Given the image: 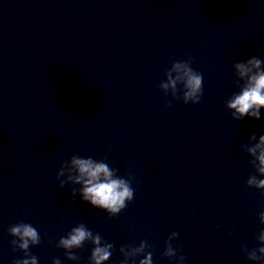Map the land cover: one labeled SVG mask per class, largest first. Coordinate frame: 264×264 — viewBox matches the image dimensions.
I'll return each mask as SVG.
<instances>
[{
    "label": "water",
    "instance_id": "obj_1",
    "mask_svg": "<svg viewBox=\"0 0 264 264\" xmlns=\"http://www.w3.org/2000/svg\"><path fill=\"white\" fill-rule=\"evenodd\" d=\"M252 56L264 61V0H0V264L25 258L8 231L21 221L40 234L38 264H91L90 242L77 260L57 247L80 223L114 245L103 264L141 241L128 264L149 252L176 264L163 256L172 232L184 264H264L242 250L264 246V190L247 186L264 179L247 153L264 108L234 120L226 107L234 64ZM187 60L203 76L198 104L159 87ZM73 155L116 169L133 200L116 216L83 201L75 172L57 179Z\"/></svg>",
    "mask_w": 264,
    "mask_h": 264
},
{
    "label": "clouds",
    "instance_id": "obj_2",
    "mask_svg": "<svg viewBox=\"0 0 264 264\" xmlns=\"http://www.w3.org/2000/svg\"><path fill=\"white\" fill-rule=\"evenodd\" d=\"M191 63V60L173 62L171 68L166 72L168 82L160 83L159 87L165 90L171 87L172 96L182 99L185 104H198L201 102L203 93V76L191 67ZM262 64H264V61L256 56H252L247 61L234 64L237 77L236 83L240 91L238 94L234 93L226 105L228 109L234 110L232 112L234 120H241L246 116L257 120L261 118L260 110L264 108V68H262ZM172 71L182 72V76L178 75L175 79H172ZM240 81H243L242 85ZM178 82L183 86L182 89H178ZM178 91H182V97H177ZM169 106L171 105L169 104ZM256 139L255 133H252L249 137L250 141ZM247 153L253 157L250 163L256 173L264 177V135L259 136L258 143L247 147ZM65 167H68L70 172H75V175H69L68 179L81 185L80 195L82 200L90 203L93 207L105 210L109 213V216L118 215L127 207V203L133 200L134 190L131 187L130 180L117 176V170L110 168L103 161L97 162L91 157L82 158L79 155H73L70 165L68 161L62 164L57 174L58 180L63 175ZM65 183L61 180L60 187L63 188ZM247 186L264 190V179H258L257 175H251L247 180ZM75 195L76 192L73 190L72 196L75 197ZM261 195L264 196V192H261ZM259 221L264 225V211L259 213ZM8 231L11 236L18 238L12 241L14 250L19 249L25 256L24 259L15 261V264H38L37 257L29 251L30 246L39 245L41 242L38 230L31 224L21 221L10 226ZM176 238H178V233L172 232L165 242L163 256L170 260L175 258L176 264H184L185 257L178 255V250L174 249L171 243ZM257 239L261 245H264V230L260 231ZM85 242H90L93 245L90 255L91 264H103L104 261L110 259L114 245L104 242L99 233L94 234L83 223L72 228L65 237L60 238L57 247L65 250L68 260H77L78 257L72 250L81 248ZM102 244L103 246H101ZM146 247L148 245L145 241H141L139 247L121 246L119 252L124 257L121 264H128L129 258L144 254ZM126 249H130V251H126ZM242 250L249 260L264 261V246L251 251L247 248ZM53 264H61V261L58 258L54 259ZM139 264H152V254L150 252L145 254Z\"/></svg>",
    "mask_w": 264,
    "mask_h": 264
}]
</instances>
